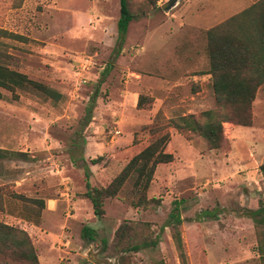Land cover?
<instances>
[{"label": "rangeland", "instance_id": "1", "mask_svg": "<svg viewBox=\"0 0 264 264\" xmlns=\"http://www.w3.org/2000/svg\"><path fill=\"white\" fill-rule=\"evenodd\" d=\"M167 1L128 0L135 19L120 44L119 0H0V28L24 39H0L9 55L5 65L61 94L53 103L17 90L14 100L0 89V149L28 156L0 159V223L25 231L38 260L207 264L203 253L199 260L189 259L184 240L190 225L199 227L194 235L202 244L221 240L226 250L232 238L255 237L247 211L254 200L257 207L264 203L263 192L258 188L249 201L238 179L250 172L248 181H262L264 89L252 104L249 129L237 127L234 134L233 124H223V149L208 150L200 137L179 134L167 124L189 114L202 122L200 114L215 109L206 32L259 0H177L164 11ZM140 95L141 109L136 106ZM154 127L169 132L165 151L173 156L156 168L147 191L154 202L131 206L130 176L118 195L105 201L104 217L96 218L83 197L85 167L90 184L105 187L152 142ZM98 157V164H90ZM238 163L246 165L239 174ZM56 206V226L33 227L46 207ZM173 208L183 219L182 251L171 237ZM84 227L93 231L92 240L84 237ZM218 262L228 264V259ZM0 264L19 263L0 255Z\"/></svg>", "mask_w": 264, "mask_h": 264}, {"label": "trees", "instance_id": "2", "mask_svg": "<svg viewBox=\"0 0 264 264\" xmlns=\"http://www.w3.org/2000/svg\"><path fill=\"white\" fill-rule=\"evenodd\" d=\"M119 5L120 15L116 21V30L117 40L122 44L128 25L135 16L129 10L128 0H119ZM3 38L24 40L19 35L0 28V39ZM206 40L209 61L207 74L210 76L215 109L202 112L200 114L203 118L202 122L195 115L189 114L170 120L167 128H172L179 134L192 133L205 142L208 150H220L227 145L223 124L230 123L250 128L253 121L252 104L258 89H264V0L257 1L240 13L208 29ZM5 47V44L0 43V89L10 92L14 100L18 97L17 90H30L53 103L61 98V94L54 89L9 69L5 65V59L9 58L4 51ZM144 101V97L140 95L137 99V108H143ZM152 135L155 136L152 142L132 157L105 187H93L88 180L89 170L85 167L86 182L83 197L90 202L96 218L104 217L105 201L115 198L130 176L134 178L132 184L134 199L130 202L131 206L146 207L147 204L154 202L153 198L147 199V191L156 168L171 163L173 156L165 151L170 140L169 132L162 133L160 128L154 127ZM9 156L22 160L28 158L25 153L0 149V159ZM101 158L91 160L90 164H98ZM260 171L264 173V164L260 166ZM17 198L24 197L18 195ZM24 200L31 199L24 198ZM247 216L253 221L256 252L261 264H264V203L260 201L255 211L248 210ZM169 220L172 227L171 237L182 251L183 242L179 226L183 219L177 208H173ZM92 233L93 231L88 227L83 228V235L89 240H92ZM132 248L134 251L140 249L137 245ZM201 250L202 248L198 246L193 252L194 255L199 257L198 253ZM0 255L5 260L19 264H40L28 234L21 229L1 223Z\"/></svg>", "mask_w": 264, "mask_h": 264}, {"label": "crops", "instance_id": "3", "mask_svg": "<svg viewBox=\"0 0 264 264\" xmlns=\"http://www.w3.org/2000/svg\"><path fill=\"white\" fill-rule=\"evenodd\" d=\"M232 126V129H234V134H237V127L240 126ZM244 128V127H243ZM249 129V128H247ZM244 140V139H242ZM235 171L237 174H239V168L241 167H246V165H241V163L235 164ZM261 172V171H260ZM250 172H247L244 176L239 175V182L241 181L243 184H245L244 188L246 190V192L248 193V200L250 201L251 197L255 198L254 195L256 194L258 188H260V190H262V195L261 198L264 199V173H259L258 178H261V182H258L257 184L251 183V181H248V175ZM256 173H258V171H256ZM246 178V179H245ZM242 189V188H241ZM254 204L255 206H252V208H250V211H255L258 209V207L256 206L257 204V200H254ZM47 202H52V200H48ZM91 205V204H90ZM61 205H58V207H60ZM57 206L53 209H51L50 207H46L45 210L43 211V218L41 219L40 224L38 225H34V228L37 229H41L46 227V225H48L49 227H53L56 226V219L58 218V208ZM92 208V207H90ZM46 216V217H44ZM49 217H51L52 219L47 220ZM54 219V220H53ZM253 222V221H252ZM254 225V224H253ZM191 229L190 232L188 234H186L185 240H184V244L186 245V249L188 251V256L189 259H200L201 256H195L194 255V250L198 248V246L201 248H203V250H201L200 253H203L204 255H206L205 259L207 264H211V261H215V264H219L218 260L220 259H228V264H239L241 263V261H244L245 264H261L260 259H259V255L256 252V239L254 237V239L252 241H243V242H239L237 238H232L228 244V250H226L223 246V243L221 242V240H218V242L214 243V244H205L202 241L196 237L194 235V233L198 232L199 227L196 225V223H194L193 225H190ZM194 235V236H193ZM183 242V240H182ZM183 244V245H184ZM204 246V247H202ZM45 249V245L43 247ZM39 260L41 262V264H52L49 263L47 260V258H43V260L39 257ZM218 262V263H217ZM192 263V262H191Z\"/></svg>", "mask_w": 264, "mask_h": 264}, {"label": "water", "instance_id": "4", "mask_svg": "<svg viewBox=\"0 0 264 264\" xmlns=\"http://www.w3.org/2000/svg\"><path fill=\"white\" fill-rule=\"evenodd\" d=\"M176 2L177 0H168L166 3L162 5V9L164 11H168L172 6L175 5Z\"/></svg>", "mask_w": 264, "mask_h": 264}]
</instances>
